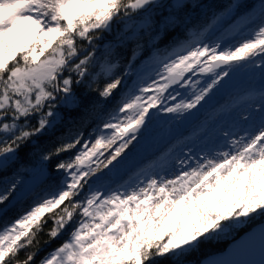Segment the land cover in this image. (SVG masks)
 I'll return each mask as SVG.
<instances>
[{"label": "snow or ice", "instance_id": "1", "mask_svg": "<svg viewBox=\"0 0 264 264\" xmlns=\"http://www.w3.org/2000/svg\"><path fill=\"white\" fill-rule=\"evenodd\" d=\"M0 220V264H264V0H0Z\"/></svg>", "mask_w": 264, "mask_h": 264}, {"label": "trees", "instance_id": "2", "mask_svg": "<svg viewBox=\"0 0 264 264\" xmlns=\"http://www.w3.org/2000/svg\"><path fill=\"white\" fill-rule=\"evenodd\" d=\"M201 2H202L205 6H208V5L213 4V3L215 2V0H201ZM199 11H200V10H197V12H199ZM209 15H210V13H209ZM121 27H122V25L115 24V27L113 26L112 33H111V34H106V35H105V40L101 42V51L103 50V45L106 44V43L111 42L112 37L115 35L116 30L119 29V28H121ZM187 38H188L187 33H185L184 35H182V36L180 37L181 40H184V39H187ZM237 39H239V37H237ZM228 42L231 43V42H234V41H231V40H230V41H228ZM149 55H151V54L149 53ZM147 59H148V57L145 56V57H144V60L147 61ZM154 150H155V149L152 148V147L147 148V150H145V151L142 153L141 157L144 158V159H147V158L151 157L152 154H153V151H154ZM141 157H138V159L141 158ZM130 168H131V169H135V164L130 165ZM131 176H132V172H131V171H125L124 174H123V176H122V179H120L118 182L121 183V180L123 181V180H125V178H129V177H131ZM116 186H117L116 184H113V185H112V187H116ZM9 215H10V216H14L15 214H14V213H10ZM2 223H3V220H0V224H2ZM50 226H51V223L49 222V224H48V225L46 226V228H45V231L47 230V227H50ZM249 228H251V227H246L245 229L239 230L238 233H237L235 236H233V237H231V238H229V239H225V240H220V241H218L217 244L219 245V250H220V252L223 251V250H225L226 247L230 244L231 241H233L234 239H236L239 235H241L243 232L247 231ZM66 237H67V231H65V233H64L59 239L53 241V242H52L51 244H49V245L44 246V251L41 252V255H43L44 252H47V251H49L50 249H52V248L56 247L57 245H59L64 239H66ZM38 239L42 242V241H44V240L47 239V236H46L44 233H41V234L39 235ZM24 254H25L24 251H22V252L20 253V258H21V259L24 258Z\"/></svg>", "mask_w": 264, "mask_h": 264}, {"label": "rangeland", "instance_id": "3", "mask_svg": "<svg viewBox=\"0 0 264 264\" xmlns=\"http://www.w3.org/2000/svg\"><path fill=\"white\" fill-rule=\"evenodd\" d=\"M194 71H196V75H193L192 72L186 73L187 76H191L193 80L200 79L203 82V80L207 79L211 75V73H207L205 75H201L198 72V70H194ZM253 75H257V74H254V73H251V72L237 74L234 77V82H236V83H245L249 79V77H251ZM216 147L219 148L220 146L216 145ZM148 148H150V147H148ZM145 150H147V149H145ZM184 151L187 152V149H185ZM193 151H194V156H193V160L190 161V163L194 165L195 162H196V159H198L199 156L202 155V153L200 152L199 147L195 148ZM181 158H183V155H181ZM154 171L159 172L160 175H162V176L167 175L168 178H172L174 176L175 172L179 171V167L178 166H174V165H169L166 169H159L158 168V169H155ZM124 172L121 173V176H123ZM140 179L143 180L144 177H140ZM125 181H127L129 183H132V184H135V183L138 182V181H136V179H135V177L133 175L131 176V179L129 177V178H125V180H123V181L121 180V183H124ZM121 190L123 191V189H121ZM231 237H233V236H231V235L230 236H225L221 240L229 239Z\"/></svg>", "mask_w": 264, "mask_h": 264}, {"label": "water", "instance_id": "4", "mask_svg": "<svg viewBox=\"0 0 264 264\" xmlns=\"http://www.w3.org/2000/svg\"><path fill=\"white\" fill-rule=\"evenodd\" d=\"M115 27V24L113 25ZM207 74V73H206ZM201 75H205V74H201ZM187 76V74H186ZM252 231V227L243 232L241 235H239L236 239H234L233 241L230 242V244L226 247L225 250L221 251L222 253L226 254V257L232 253L233 251V248H235L236 244L241 240L242 237H246L248 233H250ZM241 258H248V259H251V260H255V261H258L260 259V254H259V251H255L253 252L252 255L248 256V257H241Z\"/></svg>", "mask_w": 264, "mask_h": 264}, {"label": "bare ground", "instance_id": "5", "mask_svg": "<svg viewBox=\"0 0 264 264\" xmlns=\"http://www.w3.org/2000/svg\"><path fill=\"white\" fill-rule=\"evenodd\" d=\"M226 150V149H225Z\"/></svg>", "mask_w": 264, "mask_h": 264}]
</instances>
